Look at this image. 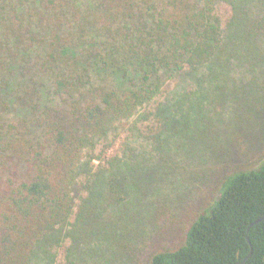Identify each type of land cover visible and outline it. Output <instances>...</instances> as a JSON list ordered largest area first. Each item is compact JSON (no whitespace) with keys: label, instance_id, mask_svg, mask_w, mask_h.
Segmentation results:
<instances>
[{"label":"trees","instance_id":"1","mask_svg":"<svg viewBox=\"0 0 264 264\" xmlns=\"http://www.w3.org/2000/svg\"><path fill=\"white\" fill-rule=\"evenodd\" d=\"M221 2L0 0V264L50 260L68 237L64 264L133 262L120 229L153 221L169 193L155 175L158 165L167 173L173 151L161 165L163 155L127 145L96 175L84 162L101 142L112 146L121 125L149 119L173 80L180 88L158 106L152 144L200 151L199 93L230 74L229 42L264 46V11L226 38ZM263 217L264 160L226 175L182 243L152 251L147 264H264Z\"/></svg>","mask_w":264,"mask_h":264},{"label":"rangeland","instance_id":"2","mask_svg":"<svg viewBox=\"0 0 264 264\" xmlns=\"http://www.w3.org/2000/svg\"><path fill=\"white\" fill-rule=\"evenodd\" d=\"M262 11L264 0H222L219 14L227 27L226 38L234 34L237 21L251 19L253 22ZM238 38L237 35L229 42L235 52L228 61L230 74L210 93H199V108L204 110L207 118L203 125L207 135L199 142L198 153L195 154L187 142L176 147L166 146L159 151L157 143L152 144L154 137L151 134L157 133L160 127L157 108L169 94L180 88L173 80L146 109L151 113L149 119L121 125L111 136L113 145L107 148V143L101 142L93 152L96 155L93 162H84L83 169L96 175L108 167L112 159L121 158L127 145L140 146L147 153L151 150L152 156L163 155L161 165L166 161L165 149L173 151L167 173L158 165L160 172L155 175L161 189L169 193L154 203L153 210L158 208V213L153 216V221L150 222L148 216L142 224L120 229L121 243L133 260L131 264H147L152 251L182 243L185 231L200 208H207L215 198L225 176L236 170L257 167L264 160V63L257 64L264 46L260 43L251 46L245 42L238 44ZM188 90L196 91L197 87L189 85ZM134 125L136 132L133 131ZM86 177L87 174L83 173L81 182H85ZM176 186H180L179 191ZM87 194L84 192L85 196ZM80 203L81 200L77 202L76 213ZM75 220L76 214L71 222ZM71 245L70 237L64 239L52 248L50 260L39 259L35 264H64Z\"/></svg>","mask_w":264,"mask_h":264},{"label":"water","instance_id":"3","mask_svg":"<svg viewBox=\"0 0 264 264\" xmlns=\"http://www.w3.org/2000/svg\"><path fill=\"white\" fill-rule=\"evenodd\" d=\"M262 219H264V217L263 218H261L260 220H262ZM250 255H251V252H250ZM244 262H242L241 264H243Z\"/></svg>","mask_w":264,"mask_h":264}]
</instances>
